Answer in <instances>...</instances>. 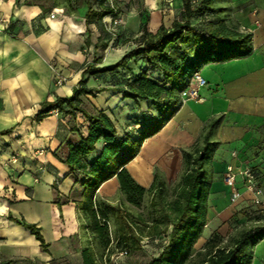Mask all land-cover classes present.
I'll list each match as a JSON object with an SVG mask.
<instances>
[{"label": "crops", "instance_id": "obj_1", "mask_svg": "<svg viewBox=\"0 0 264 264\" xmlns=\"http://www.w3.org/2000/svg\"><path fill=\"white\" fill-rule=\"evenodd\" d=\"M50 1L53 3L47 6L32 0H0V264H111V257L118 253L108 257L97 236L87 231V221L78 210L84 186L63 162L86 135L85 118L53 111L41 122L34 121L44 102L73 95L88 64L82 50L83 29L87 32L83 17L77 30L59 17L51 19V12H56L63 0ZM174 3L181 12L183 0ZM219 7L225 9L222 16L227 22L252 35V54L204 65L200 72L208 87L199 90L204 100L182 103L160 133L147 139L126 166L147 190L154 183L156 168L171 181L184 167L183 151L202 145L205 127L219 120L213 135L217 146L205 168L210 181L207 226L218 219L228 224L241 208L262 209L245 192L241 179L237 182L241 197L232 201L233 189L224 182L229 165L250 162L264 201V0H223ZM162 24L170 26L162 22L157 27L147 26L156 32ZM92 27L97 28L93 25L90 31ZM125 54L113 58L109 52L100 66H112ZM58 71L71 77L63 86L55 83ZM99 78H88V87H112L97 86ZM81 100L87 112L109 117L121 136L148 123L140 119L150 117L152 121L156 116L151 101L124 99L115 91L82 96ZM97 199L130 211L128 204L121 203L125 196L117 178L102 185ZM10 218L37 226L46 248L29 229ZM109 226L114 233V218ZM87 249L94 255H86ZM250 251L252 264H264V239ZM141 253L117 256L113 264H138L134 257Z\"/></svg>", "mask_w": 264, "mask_h": 264}, {"label": "trees", "instance_id": "obj_2", "mask_svg": "<svg viewBox=\"0 0 264 264\" xmlns=\"http://www.w3.org/2000/svg\"><path fill=\"white\" fill-rule=\"evenodd\" d=\"M79 1L63 0V4L76 9ZM81 1L85 7L83 19L88 32L85 44L92 45L89 28L95 25L103 36L94 44V49L104 52L113 39L110 32L104 31V19L115 18L120 12L109 0ZM221 1L183 0L179 17L169 27L162 24L156 32H151L147 24H143L133 40L135 47L117 63L101 67L103 58L94 57L93 62L86 65L71 97L58 96L52 102H44L34 116V121L39 123L58 110L73 118L78 114L85 118L87 133L78 145L71 148L69 157L63 162L84 186L78 202L79 213L87 221V231L97 236L108 257L122 251L128 254L139 251L143 239L150 238L160 240L162 251L149 264H252L253 252L246 251V248L254 247L264 239L262 222L241 230L223 247L218 246L213 237L204 250L194 254V247L207 226L210 181L205 168L217 146L213 135L219 120L205 127L202 145L183 151L185 170L172 200L168 198L167 183L161 174L156 172L154 183L147 190L133 179L126 167L138 156L145 141L160 133L182 105L181 93L195 72L206 64L223 63L252 54V35L241 31L236 23L227 22L222 16L225 9L219 7ZM139 62L143 67L139 73H134L130 64ZM124 69L133 74L120 80L119 75ZM105 75H111L114 80L112 87H88V78ZM107 91L121 93L124 99L135 102L151 101L156 116L142 129L119 135L114 123L104 113H91L82 108V96ZM100 143L103 144L101 148L98 147ZM113 178H117L121 194L132 207L140 208L146 194L151 196L153 222L148 230L142 227L141 223L145 222L140 216L136 219L121 206L98 201L97 192ZM111 218L117 223L114 233L109 226ZM10 219L29 229L46 248L37 226ZM85 253L94 255L91 249Z\"/></svg>", "mask_w": 264, "mask_h": 264}, {"label": "rangeland", "instance_id": "obj_3", "mask_svg": "<svg viewBox=\"0 0 264 264\" xmlns=\"http://www.w3.org/2000/svg\"><path fill=\"white\" fill-rule=\"evenodd\" d=\"M40 1L47 6H50L53 3V1L51 2L50 0ZM109 1L113 5H115L120 12L119 15L115 18L109 17L104 19V31L110 32L113 39L106 51L103 52L100 50L96 52L94 49V43L99 40L100 36H103V33L97 28L92 27L93 31H90L92 45L89 46L85 44V46L82 48L83 55L87 59L88 64L93 62L94 57L103 58L104 64V59L107 57L109 52L113 53V58L127 53L135 47L133 40L140 33L143 24H149V26L151 27H157L161 22L170 25V23L178 18L180 14L178 9L179 7L174 3L175 0ZM63 3L64 2H62V5L58 6L59 8L55 10L56 16L59 17V19L70 22V25H72L73 28L78 29V27L80 26V20L83 17L85 11L83 2L80 0L78 4H76V9H72V7L68 8V6H65ZM83 31L86 41L87 32L85 29H83ZM142 67L143 64L140 62L130 64V68L134 71V73H139ZM81 68L82 67L73 69L72 71L73 73L78 72ZM132 74L133 73H131L128 69H124L121 70L119 78L120 80H122L124 79V77H129ZM56 75L57 77L59 76L62 79L63 85L71 78L62 75V72L60 71H58ZM56 82L57 81L55 79V83ZM95 83L97 86H110L114 85V80L112 79L111 75H106L103 78H99L97 81H95ZM141 120H143L142 122H149L151 119L150 117L148 119L144 117L143 119H140V121ZM139 125H142V123ZM184 170L185 169L183 167V169H181V171L179 172V175L171 181H168L166 177L164 178V175H162L161 173V176L164 178V180H167L166 183L168 188L169 200L173 199L174 190L180 182ZM156 172L160 174V169L156 168ZM150 202L151 196L149 194H146V196L144 197L143 204L140 208L131 207L127 203L126 198L125 201H121L123 206L125 204H128L127 206L130 211H128L127 208L124 207L126 212H131V214H133L136 219H138L139 216L142 218L145 223L141 224L142 227H144L146 230H148L147 227L151 226L153 222V211ZM263 211L264 210L262 209L255 210L251 207H245L244 209L241 208L239 211L234 212L235 216L230 221H228V224L226 222H222L219 219L216 220L213 224L205 227V232H203L201 240H199L194 247V254L196 252L204 250L207 242L213 237H215L216 244L218 246H226L229 243V239L239 233L241 230L261 223L262 219L264 218ZM237 214H241L243 215V217L241 216L240 218ZM137 222L139 223V220H137ZM141 246L142 248L140 251L142 253L137 255V257H134L135 259H137L138 264H149L150 260L156 258L155 256L160 253V242H156L153 239H144L141 242ZM251 249L252 246H248L246 248V251H250Z\"/></svg>", "mask_w": 264, "mask_h": 264}, {"label": "built area", "instance_id": "obj_4", "mask_svg": "<svg viewBox=\"0 0 264 264\" xmlns=\"http://www.w3.org/2000/svg\"><path fill=\"white\" fill-rule=\"evenodd\" d=\"M56 13L53 11L50 14L51 19H55ZM56 84L57 86H63L62 79L58 76L56 78ZM208 87L207 81L202 76V73L200 71L195 72L192 77L189 80L188 86L183 90L181 93V102L185 103L188 101H197L201 102L204 99L199 95L200 89H205ZM56 113H59L58 110L55 111ZM234 157L237 156L236 153L233 154ZM241 179L243 188L245 189V192L250 194L255 203L264 210V201L262 200L263 197V190L259 184L257 173L254 169V167L250 164V162L245 161L242 162L239 166H233L229 165L226 169L225 176H224V182L227 186L233 189L232 193V201L236 202L240 199L241 194L239 190L237 189V182ZM156 242H160V240L156 239ZM127 251H122L117 254L119 257L127 256ZM117 256H112L110 259L111 264H113V261ZM106 264H110L108 261H106Z\"/></svg>", "mask_w": 264, "mask_h": 264}]
</instances>
